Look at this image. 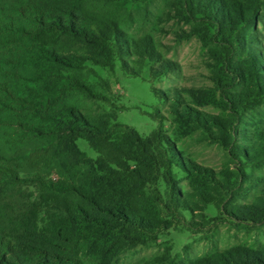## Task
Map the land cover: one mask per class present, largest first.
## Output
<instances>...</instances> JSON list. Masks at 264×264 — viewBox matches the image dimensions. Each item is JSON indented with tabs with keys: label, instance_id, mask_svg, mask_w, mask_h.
Masks as SVG:
<instances>
[{
	"label": "trees",
	"instance_id": "16d2710c",
	"mask_svg": "<svg viewBox=\"0 0 264 264\" xmlns=\"http://www.w3.org/2000/svg\"><path fill=\"white\" fill-rule=\"evenodd\" d=\"M143 1L0 0V264H114L180 224L264 225V191L256 203H238L248 170L264 168V129H241L264 102L257 47L264 0L180 2L181 14L203 22L224 49L213 51L223 66L213 88L174 90V137L163 115L144 137L116 113L82 105L111 102V83L94 67L114 70L119 60L139 77L149 65L152 78L176 67L151 36L131 39L110 9ZM207 106L223 115L200 110ZM197 132L227 153L228 167L216 171L183 155L177 140ZM261 184L264 177L253 186ZM208 205L221 217L187 220ZM189 264H264V247L240 245Z\"/></svg>",
	"mask_w": 264,
	"mask_h": 264
},
{
	"label": "rangeland",
	"instance_id": "374dc122",
	"mask_svg": "<svg viewBox=\"0 0 264 264\" xmlns=\"http://www.w3.org/2000/svg\"><path fill=\"white\" fill-rule=\"evenodd\" d=\"M181 1L146 0L140 3L111 5L114 17L121 22L131 39L151 36L163 59L173 62L176 67L166 76L157 78H152L149 65L143 69L139 77L126 73L119 60L114 70L94 67L101 77L111 83V102H85L82 104L85 108L92 112H114L119 123L133 127L144 137L150 136L159 127L156 115H163L165 131L174 137L173 117L169 112L174 90L188 87L213 88L223 67L220 61L216 60L218 57L213 51L218 50L220 54V50L224 49L223 45H216L209 40L211 33L203 22L188 20L181 14ZM260 12L257 47L264 50V6ZM205 36L206 38H203ZM125 59L131 67L137 66L133 62L135 57ZM95 80L92 78V81ZM154 91H162L168 98H159ZM185 100L189 101V98L186 96ZM200 110L223 115L220 109L211 106ZM245 126L251 130L252 135L256 128L264 129V102L247 114L246 122L241 129ZM4 144L3 142L2 146ZM79 146L83 151L95 156L84 141H80ZM177 146L185 157L216 171L230 165L227 153L218 145L209 144L201 132L177 140ZM248 171L252 178L243 185L239 204L258 202L264 191V184L253 186L257 180L264 177V168ZM178 177L181 179L180 187L183 192L189 193L191 189L184 174L180 173ZM186 216L188 221L195 219L202 223L204 217L205 219L221 217L219 209L214 205H208L202 213L195 212L194 218L189 213H186ZM240 245L254 249L264 247V225L256 228H238L230 223L218 221L190 228L188 224H180L170 231L163 232L157 241L126 252L114 264H189L215 251Z\"/></svg>",
	"mask_w": 264,
	"mask_h": 264
}]
</instances>
